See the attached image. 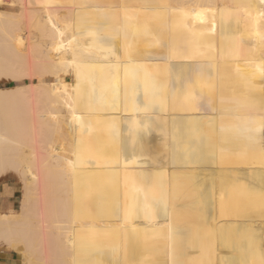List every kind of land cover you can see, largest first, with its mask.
Masks as SVG:
<instances>
[{
    "label": "bare ground",
    "instance_id": "obj_1",
    "mask_svg": "<svg viewBox=\"0 0 264 264\" xmlns=\"http://www.w3.org/2000/svg\"><path fill=\"white\" fill-rule=\"evenodd\" d=\"M262 47L264 0H0V264H264Z\"/></svg>",
    "mask_w": 264,
    "mask_h": 264
},
{
    "label": "crops",
    "instance_id": "obj_2",
    "mask_svg": "<svg viewBox=\"0 0 264 264\" xmlns=\"http://www.w3.org/2000/svg\"><path fill=\"white\" fill-rule=\"evenodd\" d=\"M18 194H19V189L14 182L8 181V182L0 183V211H9L11 209L13 211H17L20 200V197L18 198ZM14 254L15 253L12 252L0 251V258H1L0 260L14 262L15 260Z\"/></svg>",
    "mask_w": 264,
    "mask_h": 264
},
{
    "label": "rangeland",
    "instance_id": "obj_3",
    "mask_svg": "<svg viewBox=\"0 0 264 264\" xmlns=\"http://www.w3.org/2000/svg\"><path fill=\"white\" fill-rule=\"evenodd\" d=\"M264 49V47H262ZM69 79V77H68ZM12 84V85H11ZM16 84V83H15ZM14 83H11V82H4V83H1L0 84V87H4V86H13L15 85ZM11 175H14V176H11ZM8 179V180H7ZM3 180V181H2ZM0 180V183H3V182H14L18 189H19V194H18V198L21 197V193H22V187H21V180L19 178V176L16 174V173H11L10 176L8 178H5V179H2ZM20 201V200H19ZM15 255V260L14 262H18L19 258H18V255L17 254H14Z\"/></svg>",
    "mask_w": 264,
    "mask_h": 264
},
{
    "label": "trees",
    "instance_id": "obj_4",
    "mask_svg": "<svg viewBox=\"0 0 264 264\" xmlns=\"http://www.w3.org/2000/svg\"><path fill=\"white\" fill-rule=\"evenodd\" d=\"M0 262L13 263V262H10V261H0Z\"/></svg>",
    "mask_w": 264,
    "mask_h": 264
}]
</instances>
